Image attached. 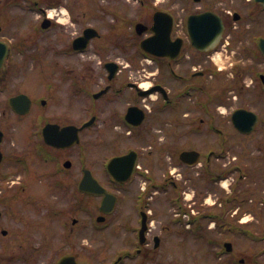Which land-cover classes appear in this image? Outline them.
Returning a JSON list of instances; mask_svg holds the SVG:
<instances>
[{
	"label": "flooded vegetation",
	"instance_id": "af4514ba",
	"mask_svg": "<svg viewBox=\"0 0 264 264\" xmlns=\"http://www.w3.org/2000/svg\"><path fill=\"white\" fill-rule=\"evenodd\" d=\"M15 1L0 0V42L7 47L0 64V194H10L12 225L2 228L1 210L0 264L65 258L94 264L82 234L110 231L117 238L118 224L138 243L143 218L150 226L149 195L160 196L168 183L178 187L172 178L180 154L197 151L204 165L221 158L216 146L229 138L225 132L211 145L212 134L224 133L236 109L253 110L255 103L264 109V8L255 0H116L106 8L100 0H42L44 28L41 19L11 24L6 15L13 10L6 7ZM98 13L118 22L105 23L114 26L108 48H95L98 58L111 53L98 60L103 73H93L92 63L82 71L89 49L73 48L87 28L99 31L90 48L105 38L89 22ZM67 23L70 36L55 49L51 31L63 32ZM153 36L155 55L138 51L134 62L126 56ZM131 64L140 65L138 74L130 73ZM160 171L164 184L156 178ZM99 187L115 198L104 201ZM148 231L143 245L125 247L128 256L156 251H148Z\"/></svg>",
	"mask_w": 264,
	"mask_h": 264
},
{
	"label": "rangeland",
	"instance_id": "374dc122",
	"mask_svg": "<svg viewBox=\"0 0 264 264\" xmlns=\"http://www.w3.org/2000/svg\"><path fill=\"white\" fill-rule=\"evenodd\" d=\"M121 1V3H125V0ZM29 2L30 1L25 0L22 3L24 8H11L15 15H6L11 24H17L19 22V18H16V15L21 16L19 24L22 26L27 25L30 21H35L37 18L36 14L33 15L29 13L30 16L26 15V13L24 15L21 14L22 11H25L26 5L30 4ZM116 3V0L111 1V3H109V0H100L101 7L105 8L108 7L109 4L115 5ZM50 14L53 15L55 13L52 11ZM98 15L97 18L89 22L99 27L101 30L100 32L105 33V38L101 41H97L99 44L96 43V45L98 44L99 47L93 45L88 50V53L83 55V61L81 62L82 71L89 68V65L92 63L93 73H103V71L97 69L99 61L108 59L109 56L111 57V53L108 52L105 55L102 54V56L98 58L94 50L96 48L99 52L101 47L103 49L108 48L106 47L108 44L105 43L111 44L109 42V37L112 38L108 31L110 29L113 30L114 26L111 25V28H109L105 23L108 22L112 24L114 22L117 24L118 22L113 20L112 16L106 17L100 13H98ZM128 15L132 17L131 14H127V18H130ZM56 18H60V20L65 22L64 18L67 19V16L59 14ZM120 22H123V20H120ZM69 26V23L65 24L63 32H61V30L51 31V35H54L52 37V45L56 44L55 49H58L60 46L57 45V41H60V44L62 43L61 40H59L60 38L70 36L71 30ZM111 48L115 56H119L120 61L126 60V57L123 58L118 54L119 51L117 52L113 47ZM129 52L130 55L126 56H129L131 61L133 60L134 62L137 56L136 51L130 47ZM60 58H62V56H60ZM100 58L101 60H99ZM62 62L63 61L60 60V63ZM126 62L127 61H124L122 66L125 65ZM93 63H96V65ZM61 65L62 64H60V66ZM51 67L53 68V65ZM139 68L140 65L131 64L130 73L133 75L138 74L137 70H139ZM76 71L80 73L78 70ZM259 105L261 104L255 103L250 105L263 121H260L261 123L255 128L253 133L244 136L240 135L230 126L224 127L229 137L235 141L231 140L228 144L224 145L225 150L223 152V158H211L210 170L213 174H225L226 178L217 180L214 176L208 183H204L202 182L205 175L203 167L186 169L184 167L181 168L179 163V169L174 173V180L178 184V187L173 189L168 185L165 188V190L168 191H162L163 193L157 194L160 196L155 197L154 193L149 195L151 197H149L150 204L147 209L152 214L150 216V230L147 235L149 246L147 247L149 248L148 251L153 249V237L155 236L161 239L159 247L151 256L130 257L122 259L118 264H264V109L259 107ZM232 106H236V103ZM229 111H231V109H227L226 113H229ZM218 114L223 115L220 113ZM211 138V145H213L216 135L212 134ZM211 148L214 149L213 146H211ZM219 148L220 147L217 145L216 150ZM174 168H177V166ZM230 169H233V171H229ZM239 169H241L243 172L242 174H244L246 178H240L241 171ZM162 173H164L165 176H163ZM158 174V177H156L157 180L164 181L166 172L160 171ZM176 177L179 179L177 180ZM238 178L239 182L237 181ZM221 182H223V185L225 182L227 186L225 185L223 188ZM229 183L231 184L229 185ZM232 186L235 187L234 195L228 201L226 200L225 209L221 211L220 209L222 207L219 205L223 200L222 198L225 199V197H227L228 194H226V189L228 187V190H230ZM0 196L2 198L0 202V211H4L2 228L11 229L12 225L7 220L9 219L8 212L10 213V207H7V201L10 202V194L3 193L0 194ZM152 197L153 199L151 200ZM172 198L176 199L171 200ZM246 199H248V202H245ZM131 205L133 207V200L131 201ZM179 206H182V209L193 210L196 214L220 212L219 215L223 218L220 221H215V227L213 222L206 221H201L199 225V233L204 229V235L212 241V245H209L203 236H198L197 234L196 236L191 235V228H188V230L184 226L183 222H185L184 220L187 218H182L181 215L185 213L182 212V209H179ZM236 206L241 207L237 213V216H240L238 222L235 216L233 219L230 218V214L233 215ZM176 214L180 215L176 216ZM242 221L247 222L241 224L243 223ZM230 223L242 225V228L236 233H227L217 226L219 224L228 225ZM244 227L248 228L247 231L253 232L254 234L249 237L245 234L243 230ZM115 229L118 231L117 236L120 237H114L110 231L99 233L92 238L91 236H83L82 234L81 238L86 237L83 243L88 242L92 246L88 251H86L85 248L78 249V251L81 250V252L86 251L88 253L89 250L93 249L90 259L94 264H111L117 258V255L123 252L125 249L124 247L132 248L138 244L137 242L133 243L131 235H127L129 239L126 238L118 224L115 226ZM188 231L191 232L189 233ZM10 233L12 232L10 231ZM84 233L89 234L86 231ZM224 239L232 243V252H223L219 258L216 256L215 252H221V242H223ZM239 259H243L244 262L239 263Z\"/></svg>",
	"mask_w": 264,
	"mask_h": 264
},
{
	"label": "water",
	"instance_id": "95a60500",
	"mask_svg": "<svg viewBox=\"0 0 264 264\" xmlns=\"http://www.w3.org/2000/svg\"><path fill=\"white\" fill-rule=\"evenodd\" d=\"M262 2H263V4H264V0H261ZM87 34H88V32H87ZM88 37L87 38H90V35H87ZM87 38H82V39H78L76 42H80V43H83L82 44V48H84L85 46H86V43H87ZM148 41H146L145 42V44L147 43ZM144 45H142V47H143ZM145 48V47H144ZM147 50V49H146ZM232 120H233V123H234V125H235V127L238 129V130H240V131H242V132H245V133H247V132H250L253 128H254V126L257 124V122H258V118H257V116L254 114V113H252V112H248V111H245V110H237V111H235L234 113H233V117H232ZM187 154V153H186ZM191 156H195L194 158H195V160L197 159V154L195 153H191L190 154ZM195 161L193 160V161H189V164H192V163H194ZM99 194H103L104 192H103V190H99V192H98ZM155 247H157V245H158V243H159V241H158V239L157 238H155ZM228 246V249H230V245L228 244L227 245ZM61 264H75V262H74V260L72 259V258H66V259H64L62 262H61Z\"/></svg>",
	"mask_w": 264,
	"mask_h": 264
}]
</instances>
